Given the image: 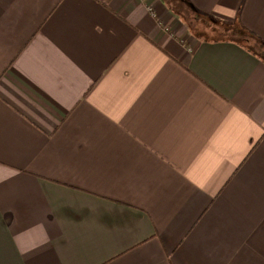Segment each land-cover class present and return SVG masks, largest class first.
<instances>
[{
    "label": "crops",
    "instance_id": "crops-1",
    "mask_svg": "<svg viewBox=\"0 0 264 264\" xmlns=\"http://www.w3.org/2000/svg\"><path fill=\"white\" fill-rule=\"evenodd\" d=\"M185 15L264 42V0H0V264H264V62Z\"/></svg>",
    "mask_w": 264,
    "mask_h": 264
},
{
    "label": "trees",
    "instance_id": "trees-1",
    "mask_svg": "<svg viewBox=\"0 0 264 264\" xmlns=\"http://www.w3.org/2000/svg\"><path fill=\"white\" fill-rule=\"evenodd\" d=\"M162 1H165L169 5L173 4V2L175 4V0H162ZM175 8H177L176 5ZM196 17L198 19L201 18L198 15ZM191 20L194 22V24H196L195 20L193 19ZM211 24L215 25V28L217 27L221 28L223 32H226L228 34L225 39H232L234 41H237V43L241 45L244 49H246V51L256 56L262 62H264V42L258 39L251 32L247 31L244 27H242L238 21H235L234 23H230L228 25L226 24L219 25L214 23Z\"/></svg>",
    "mask_w": 264,
    "mask_h": 264
},
{
    "label": "rangeland",
    "instance_id": "rangeland-1",
    "mask_svg": "<svg viewBox=\"0 0 264 264\" xmlns=\"http://www.w3.org/2000/svg\"><path fill=\"white\" fill-rule=\"evenodd\" d=\"M185 20H187V23L192 26L191 27V30H197L198 31V34L204 38V39H207V40H222V39H225L226 36L228 35L226 32H223L220 28H199L196 27V29L194 28L195 24L192 22V20L188 17H186V15L184 16Z\"/></svg>",
    "mask_w": 264,
    "mask_h": 264
}]
</instances>
